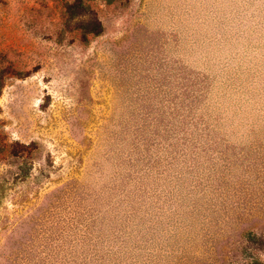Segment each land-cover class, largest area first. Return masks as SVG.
<instances>
[{"label":"rangeland","instance_id":"374dc122","mask_svg":"<svg viewBox=\"0 0 264 264\" xmlns=\"http://www.w3.org/2000/svg\"><path fill=\"white\" fill-rule=\"evenodd\" d=\"M0 264H264V0H0Z\"/></svg>","mask_w":264,"mask_h":264}]
</instances>
